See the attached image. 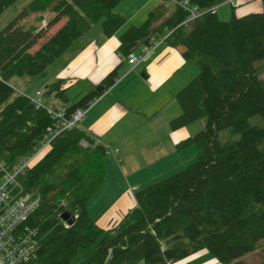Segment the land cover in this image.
Masks as SVG:
<instances>
[{
    "label": "trees",
    "instance_id": "obj_1",
    "mask_svg": "<svg viewBox=\"0 0 264 264\" xmlns=\"http://www.w3.org/2000/svg\"><path fill=\"white\" fill-rule=\"evenodd\" d=\"M15 1L0 0V15ZM120 1L32 0L0 31V162L13 166L27 158L54 123L49 107L18 92L12 77L45 75L99 21L113 36L125 21L114 11ZM172 1L171 14L158 4L141 25H130L119 51L128 57L163 39L198 64V75L176 93L181 113L169 122L178 130L207 118L204 129L183 141L198 146L197 161L136 190V206L104 228L88 203L105 181L108 146L79 125L63 132L18 176L16 192L40 196L26 222L40 237L29 264H69L79 248L96 242L86 264H173L203 250L222 264H250L242 259L259 249L264 263V78L257 64L264 62V0L262 10L234 11L228 20L217 12L225 0ZM192 7L202 12L194 20ZM46 10L54 13L50 27L65 19L49 36L20 21ZM121 64L102 79V90L76 101L64 78L48 83L43 96L54 94L71 118L116 83ZM227 129L238 138L223 142L220 133ZM66 210L75 219L69 226Z\"/></svg>",
    "mask_w": 264,
    "mask_h": 264
},
{
    "label": "rangeland",
    "instance_id": "obj_2",
    "mask_svg": "<svg viewBox=\"0 0 264 264\" xmlns=\"http://www.w3.org/2000/svg\"><path fill=\"white\" fill-rule=\"evenodd\" d=\"M32 0H17L9 7L5 9V11L0 15V31L9 24L12 20H14L31 2ZM156 4H150V0H121L116 7L114 8L115 12L120 13V9L125 11L127 16L123 15L125 21L123 25L117 30L116 34L113 36H106L103 33L102 21H99L93 24L92 28L81 37L76 44H74L66 53H64L60 58H58L54 63H52L47 70V73L42 76H13L10 80V83L16 88L18 92L28 94L31 97H35L36 92L38 90H42L43 92L46 89V85L48 82H52L56 80L55 78L58 76V72L60 69H65V64L75 55V51L85 44L86 40L92 38H100L97 36V30H101V34L106 37H102L99 43H107L105 46L106 50L113 51V54H116L122 64L120 68L121 78L122 81L117 88V91L124 92L125 98H127L130 103H132V110L135 108H143L149 112H154L156 114H147L149 116H144L139 114L140 125L134 126L133 128L135 132L131 136L129 142L131 141V148L141 150L139 147L143 146L146 141H154L155 136L157 135L158 131L162 133L165 131L164 128H169L170 120L179 115L181 112L179 110V103L176 99V93L183 88L192 78L196 77L199 73V66L198 64L190 59L187 60L189 64L190 78L183 84L178 90L174 93H167L166 98H162L161 100L157 99V96L149 97V92L145 89L146 87L141 82H145V79H142V69H144L145 63H137L136 65L130 64L128 59L121 61V54L119 53V46H120V35L130 26V25H141L145 19L147 18L149 11L153 9L154 6L158 4H164L167 8V14H171L175 9V3L172 0H155ZM241 0H236L237 6L234 10L233 5L229 2V0L223 1L217 7L218 16L221 19L228 20L232 17L234 11L238 15H242L245 13H249L250 11H256V3H251L249 5H243L240 7ZM243 1V0H242ZM148 3V5H145ZM137 8V10H136ZM143 18H140L143 14H145ZM140 14V17L138 16ZM54 13L51 10H46L43 12H32L26 17L22 18L20 21L26 28H34V29H46L47 36L51 35L54 31H56L65 21L62 20L58 24L50 27L48 26V22ZM36 47H39L36 46ZM144 50V46H140L136 49L137 54H142ZM74 53V54H73ZM116 57V56H115ZM105 57L101 58V62H103ZM186 60V59H185ZM119 62V63H120ZM260 66L262 65V69L260 72V76L264 78V62H258ZM136 67H138L136 69ZM185 68V67H184ZM183 72H185L183 70ZM88 71H86L87 75ZM105 75V74H104ZM104 77V76H102ZM58 78V77H57ZM67 80L68 89L67 95L72 100H78L83 97L86 93H88L89 89L96 88V84H92V80L89 83L86 81L84 82H71ZM171 84L169 81L167 83ZM167 86L165 88H167ZM157 95V93H156ZM99 98V97H98ZM98 98L93 102V104L98 100ZM45 103L52 107L53 110L63 111L66 107V104L58 99L54 94L43 96ZM90 106V108L93 106ZM89 108V109H90ZM181 108V107H180ZM153 115V116H152ZM87 122L90 121L89 114L86 115ZM152 116V117H151ZM83 120H81L78 125H81ZM207 123V118L203 117L181 129L178 133L182 134V139L180 143L182 146L180 149L175 151L170 157L164 158L159 160L158 162L151 163V165H147L146 162L138 161L136 162L134 159L130 166H128L127 159H122L120 152L116 150L118 148L117 144L113 141L106 142L105 140H100L103 143L105 142L108 146V154L106 155V177L103 184L99 187V189L90 197L89 202V211L90 215L93 219L99 220V224L105 225L109 217L116 216L114 213L110 211L112 209L107 208L111 202L117 197L122 190L127 188L130 184H139V187L136 188L132 194L143 187H146L156 181H159L168 175L184 169L187 165L197 161L199 155L198 146L195 143L186 144L183 141L185 139L195 135L200 130L204 129ZM116 123L114 124L113 128H115ZM112 128V129H113ZM174 132V131H172ZM113 136V134H112ZM111 136V137H112ZM168 140V136L163 134ZM238 134H234L230 129L224 130L220 133V138L223 142L232 141L238 138ZM97 138V137H96ZM84 145H87L84 142ZM119 149V148H118ZM119 160V161H118ZM34 161V160H33ZM124 161L125 163H123ZM115 166V167H114ZM114 168V169H113ZM120 169V170H119ZM118 170L120 174L118 173ZM144 172L147 173V177H145ZM130 181V182H129ZM135 198V197H134ZM136 200V199H135ZM104 212V217L99 218V215ZM120 215V214H118ZM118 216L111 218L110 221H115ZM112 222H109L110 225ZM106 227V226H103ZM96 245L97 242L90 245L89 247H81L78 250V254L76 257L69 263V264H86L87 261L93 257L96 252ZM191 260V261H190ZM243 261H246L250 264H264L263 263V256L262 252L259 249L247 256H245ZM189 263L186 264H222L216 259L212 257V254H209L207 250H203L199 253H195L188 257ZM173 264H183L179 262H175Z\"/></svg>",
    "mask_w": 264,
    "mask_h": 264
},
{
    "label": "crops",
    "instance_id": "obj_3",
    "mask_svg": "<svg viewBox=\"0 0 264 264\" xmlns=\"http://www.w3.org/2000/svg\"><path fill=\"white\" fill-rule=\"evenodd\" d=\"M151 2L156 4L155 0H150V4ZM254 2L256 3V11L263 9L262 0H241L239 4L240 7H242L243 5L246 6ZM145 5H148V3ZM120 13L127 16L125 11L121 9ZM145 15L146 13L140 17V14H138L140 18H143ZM97 33V36H100V38L86 40L85 44L79 47L74 52L75 55L64 65L65 69L61 68L58 72L57 77L66 79V84L67 80L70 81L69 83H77L81 81L84 83L87 81L89 83V81L92 80V84L99 86L102 79L113 68L121 63L118 61V56L113 54V51L106 50L105 46L107 43H99L102 37L106 36L101 34V30H97ZM102 57H105L103 62H101ZM125 58L127 57L122 56L121 61L125 60ZM141 63H145L144 69H142V79H145V82L141 83L146 87L145 91L147 90L149 92V97L157 96L158 100H161L163 97L166 98L167 93L176 92L178 90L177 88H180L190 78V72L188 71L190 70L189 64L183 57L182 50L180 48L167 46L164 43H160L153 47L148 60ZM137 68L138 67H136V69ZM183 70L185 72H183ZM86 71H88L87 75ZM121 74L122 73H120V78L122 77ZM57 77L55 79H57ZM120 78L98 98L91 108L89 107L90 109L88 108L86 115H90V121L87 122V116L85 115L82 119V124L79 126L91 135L97 137L99 140H105L106 142L113 141L117 144L119 148L118 151L120 152L119 154L121 155V158L123 156L122 159H127L128 166H130L133 159L136 162L143 161L146 162L147 165H151V163L170 157L175 151L180 149L179 142L182 139V134H179L178 132L183 128L173 130L169 126L168 129L164 128L165 131L163 133L161 132L163 130H159L155 136V140H149V142L146 141L143 146L139 147L141 150L131 148V141L128 144V141L136 130V128L134 129L133 127L140 125L141 118L139 117V114H141L142 117V115L149 116L147 114L152 113L154 115L156 113H154L155 111L149 112L139 107L132 110V103L125 98L124 92L117 91V88L121 86L120 83L122 82L120 81ZM169 81L171 84L167 86ZM166 86L167 88H165ZM93 89L94 88L89 89V91ZM180 109L179 106V110ZM115 123L116 126L113 128ZM163 134L168 136V140H166V137H164ZM122 162L125 163L124 161ZM119 170L118 173L120 174ZM147 173L149 172H144L145 177H147ZM120 177H122L121 174ZM138 187L139 184H131L130 182L127 188H124L107 207L112 209L110 212L120 218L130 209L134 208L136 206V200L134 198V193L132 194V192ZM89 208L88 203V209ZM116 216L109 217L110 219L107 220L105 225L101 224V226H106L104 228L110 227L112 223L110 225L108 224L109 222H112L110 221L111 218ZM103 217L104 212L99 215V218ZM180 263H189L188 258L180 260Z\"/></svg>",
    "mask_w": 264,
    "mask_h": 264
},
{
    "label": "built area",
    "instance_id": "obj_4",
    "mask_svg": "<svg viewBox=\"0 0 264 264\" xmlns=\"http://www.w3.org/2000/svg\"><path fill=\"white\" fill-rule=\"evenodd\" d=\"M229 2L237 6L236 0H229ZM184 5H188V0L184 1ZM190 9L191 20L202 14L196 7ZM160 43H163V39L156 41L152 46H145L142 54H137L136 51L130 52L127 57L129 63L136 65L147 61L152 48ZM33 101L38 107L47 105L43 99L42 90L36 92ZM48 107L53 115L54 123L48 128L41 146L13 166L0 162V264H29L37 258L40 243L39 230L27 225L26 222L38 207L40 196L16 192L18 176L57 136L78 126L88 110V108L78 109L71 118H67L64 110L55 111L52 107ZM116 150L119 149L116 148ZM66 225L69 226L70 223L66 221Z\"/></svg>",
    "mask_w": 264,
    "mask_h": 264
},
{
    "label": "water",
    "instance_id": "obj_5",
    "mask_svg": "<svg viewBox=\"0 0 264 264\" xmlns=\"http://www.w3.org/2000/svg\"><path fill=\"white\" fill-rule=\"evenodd\" d=\"M102 85H99L97 87L98 90H102ZM63 219L68 221L69 223H73L75 221V219L72 217V214L69 210H66L63 215H62Z\"/></svg>",
    "mask_w": 264,
    "mask_h": 264
}]
</instances>
